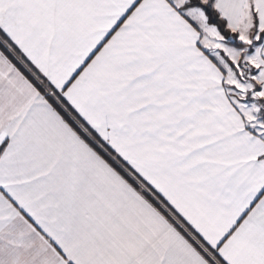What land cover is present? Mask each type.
<instances>
[{
	"label": "snow or ice",
	"instance_id": "1",
	"mask_svg": "<svg viewBox=\"0 0 264 264\" xmlns=\"http://www.w3.org/2000/svg\"><path fill=\"white\" fill-rule=\"evenodd\" d=\"M0 264H264V0H0Z\"/></svg>",
	"mask_w": 264,
	"mask_h": 264
}]
</instances>
